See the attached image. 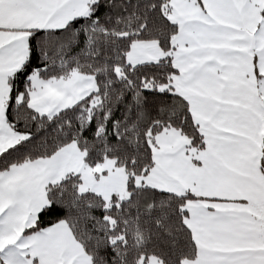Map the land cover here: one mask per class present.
<instances>
[{"label": "snow or ice", "instance_id": "6c2138e0", "mask_svg": "<svg viewBox=\"0 0 264 264\" xmlns=\"http://www.w3.org/2000/svg\"><path fill=\"white\" fill-rule=\"evenodd\" d=\"M0 264H264V0H0Z\"/></svg>", "mask_w": 264, "mask_h": 264}]
</instances>
